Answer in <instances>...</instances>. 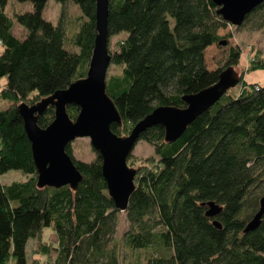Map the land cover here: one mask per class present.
<instances>
[{
  "label": "trees",
  "instance_id": "trees-1",
  "mask_svg": "<svg viewBox=\"0 0 264 264\" xmlns=\"http://www.w3.org/2000/svg\"><path fill=\"white\" fill-rule=\"evenodd\" d=\"M10 1L30 2L32 10L10 15ZM55 1L63 5L57 24L44 17L49 0H0V79L6 78L0 97L9 103L0 110V177L11 170L27 177L8 185L0 180V264H30L29 240L42 241L49 228L57 245L43 246L42 254L51 259L47 264H264V214L257 229L245 232L264 195V86L247 88L245 71L174 143L165 141L161 125L141 133L139 141L152 146L154 160L136 169L123 245L115 240L122 211L109 196L96 150L94 160L77 161L68 144L83 176L75 189L38 188L18 106L33 105L86 77L96 36V0ZM69 2L80 15L67 26ZM218 10L213 0H109L108 39L117 36L108 46L110 65L122 68L106 89L122 118L121 125L111 126L115 134L123 127L132 130L157 107L185 108L183 97L239 65L242 52L236 46L229 47L223 65H207L206 51L227 45L220 31L230 24ZM16 24L24 37L14 34ZM248 24L264 30V2L241 27ZM257 70H264L262 53L247 71ZM67 111L74 120L79 108ZM53 120L50 106L38 124L46 128ZM209 202L221 207L213 217L206 215Z\"/></svg>",
  "mask_w": 264,
  "mask_h": 264
},
{
  "label": "water",
  "instance_id": "water-1",
  "mask_svg": "<svg viewBox=\"0 0 264 264\" xmlns=\"http://www.w3.org/2000/svg\"><path fill=\"white\" fill-rule=\"evenodd\" d=\"M218 13L232 26H241L246 16L264 0H213ZM109 0H96V36L86 77L72 82L68 88L58 90L33 105L18 106L25 132L31 143L32 156L37 171L38 188L59 189L69 185L75 189L83 176L67 153L68 144L80 138H89L92 147L102 158V173L107 183L109 196L115 207L124 212L135 189L136 170L129 167L127 159L140 135L146 129L161 125L164 139L174 143L192 122L208 110L229 89L240 83V74L233 67L222 71L218 81L196 94L183 97L185 108L160 106L138 122L129 136L115 134L112 124H122V118L106 91L107 69L111 62L108 49ZM226 44V42H221ZM79 108L73 120L67 107ZM54 108V120L46 128L38 124L39 117ZM206 215L213 217L221 211L214 202L206 204ZM264 214V195L259 201V210L247 224L245 232L257 229ZM214 225L221 228L218 222Z\"/></svg>",
  "mask_w": 264,
  "mask_h": 264
},
{
  "label": "rangeland",
  "instance_id": "rangeland-1",
  "mask_svg": "<svg viewBox=\"0 0 264 264\" xmlns=\"http://www.w3.org/2000/svg\"><path fill=\"white\" fill-rule=\"evenodd\" d=\"M32 6L30 2H14L10 1L6 11L10 15H13L16 11H31ZM66 14L64 16V24L67 26L74 21L76 16L80 15L79 9L77 6H74L72 3H67ZM63 5L56 2L55 0H49L48 5L44 11L45 19L51 21L54 24H57L62 18ZM68 33H71L70 27L67 28ZM14 34L17 37H24L25 31L18 24L15 25ZM220 34L228 36L227 45L220 47L213 46L206 51L207 65L210 69L217 68L225 62L226 54L230 46L239 47L242 56L238 66L234 68L235 72L242 75L244 74V80L247 83V88L252 84H259L264 86V70L257 71H247L250 68V63L255 57V54L262 53L264 54V30L263 29H252L251 24L246 26H228L226 29L221 30ZM117 40V36H110L108 39V46H114ZM69 49L74 50L71 46H68ZM1 52V47H0ZM122 73V68L119 66L109 65L106 75V89L109 83L110 78L120 76ZM6 82V78L0 79V89L3 84ZM239 87L235 88V91H240ZM235 92V93H236ZM9 106L8 101L3 100L0 97V110H4ZM134 128V127H133ZM131 127H123L121 130L120 137H125L130 135ZM132 131V130H131ZM72 154L75 160L90 162L95 159L96 153L95 149L92 147L89 138H80L72 143ZM154 152L152 146H150L145 141H137L133 147L131 154L129 155L127 162L129 167L137 169L140 166L150 165L153 159ZM27 179L26 175L19 170H11L6 174L0 177V180L3 184H11L15 181H25ZM129 229V224L126 220V215L124 212L119 213L118 215V225L115 234V240L119 243H122V238L124 233ZM43 242V243H42ZM45 243V244H44ZM56 246L57 238L53 231L45 229L42 241L37 239L29 240L27 245V259L30 264H47L48 260H51L50 257L42 254V248L44 245ZM54 252V251H53ZM52 252L51 257H54L55 254ZM126 258L128 259V251L125 250ZM143 257V256H142ZM126 259V260H127Z\"/></svg>",
  "mask_w": 264,
  "mask_h": 264
}]
</instances>
